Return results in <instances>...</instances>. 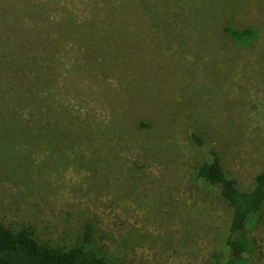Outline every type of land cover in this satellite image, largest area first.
Listing matches in <instances>:
<instances>
[{
	"label": "rangeland",
	"instance_id": "1",
	"mask_svg": "<svg viewBox=\"0 0 264 264\" xmlns=\"http://www.w3.org/2000/svg\"><path fill=\"white\" fill-rule=\"evenodd\" d=\"M229 26L243 39L225 30ZM264 0H0V222L116 264H214L204 152L264 169ZM249 264H264V209Z\"/></svg>",
	"mask_w": 264,
	"mask_h": 264
},
{
	"label": "trees",
	"instance_id": "2",
	"mask_svg": "<svg viewBox=\"0 0 264 264\" xmlns=\"http://www.w3.org/2000/svg\"><path fill=\"white\" fill-rule=\"evenodd\" d=\"M225 30L243 39L231 27L226 26ZM191 140L204 152V158L195 167L198 186L217 191L231 209L228 233L214 256V264H249L253 254L250 233L264 209V169L255 175L251 189H240L237 181L224 170L216 148L195 131L191 132ZM92 240L90 224H86L77 243L62 246L40 242L30 228L13 230L0 222V264H116L102 257L92 246Z\"/></svg>",
	"mask_w": 264,
	"mask_h": 264
}]
</instances>
